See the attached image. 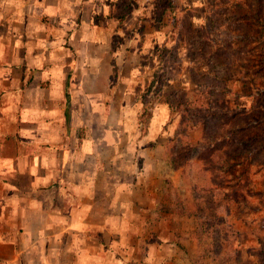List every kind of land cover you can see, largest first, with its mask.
I'll return each mask as SVG.
<instances>
[{
	"label": "crops",
	"instance_id": "crops-1",
	"mask_svg": "<svg viewBox=\"0 0 264 264\" xmlns=\"http://www.w3.org/2000/svg\"><path fill=\"white\" fill-rule=\"evenodd\" d=\"M92 5L0 0V264H190Z\"/></svg>",
	"mask_w": 264,
	"mask_h": 264
},
{
	"label": "rangeland",
	"instance_id": "rangeland-1",
	"mask_svg": "<svg viewBox=\"0 0 264 264\" xmlns=\"http://www.w3.org/2000/svg\"><path fill=\"white\" fill-rule=\"evenodd\" d=\"M91 1L93 23L110 35L114 77L130 78L142 105L132 140L150 152L160 209L176 204L174 187L210 216L198 248L194 218L170 212L197 248L183 247L190 264H264V0ZM162 10L170 13L159 20ZM196 28L209 39L191 37ZM183 93L216 120L183 125L166 102ZM213 244L224 248L209 254Z\"/></svg>",
	"mask_w": 264,
	"mask_h": 264
},
{
	"label": "trees",
	"instance_id": "trees-1",
	"mask_svg": "<svg viewBox=\"0 0 264 264\" xmlns=\"http://www.w3.org/2000/svg\"><path fill=\"white\" fill-rule=\"evenodd\" d=\"M257 2L260 3V0H256ZM170 13V12H169ZM169 13H165L163 10L160 13V17L159 20L168 17ZM257 16V15H256ZM191 37L195 36L197 38H205V39H209V36H207V32L205 28H196L190 31ZM164 79H167L166 76L162 77V80L164 81ZM166 83V82H164ZM200 87V86H199ZM150 89V88H149ZM155 94V93H154ZM165 100H167V96H165ZM167 103H169L172 108H177L181 110L182 116H183V125H186L187 127L190 128V130H194L199 124H205V122L207 121V119L210 120V122H213L216 120V114H210L207 111L210 110L209 107L204 108L202 105H197L194 104L192 100H189V97L186 94H182V96H180V99L178 101H166ZM175 104V105H174ZM207 112V113H206ZM205 113V114H203ZM189 148H193L192 146ZM166 184H168L171 187V182L169 180H166ZM172 192L171 194L168 196L174 197L176 204L174 206L172 205H166V207H162V210L170 213L172 212L173 208H180V210H183L184 213L186 214L187 217H193L195 220V228L193 233L196 236L197 239V245L198 248H202L203 246V242L201 241V237L199 236V230H201V228L205 227V229H208V221L207 219L210 217L209 215H207L206 211H205V207L204 206H198L196 205L195 209H192V207L189 206V201L187 200H182L179 196L178 193L176 192V188L171 187ZM212 191H215L214 189H210ZM199 224H201V228H199ZM224 248V245H217V244H213V245H209L207 252L209 254L212 255H217L218 252L222 251ZM192 262L194 264H198L196 261L192 260Z\"/></svg>",
	"mask_w": 264,
	"mask_h": 264
}]
</instances>
